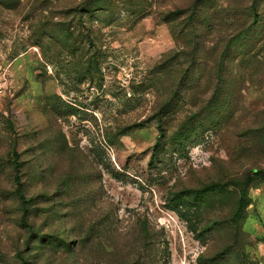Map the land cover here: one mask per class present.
Wrapping results in <instances>:
<instances>
[{"label":"rangeland","instance_id":"obj_1","mask_svg":"<svg viewBox=\"0 0 264 264\" xmlns=\"http://www.w3.org/2000/svg\"><path fill=\"white\" fill-rule=\"evenodd\" d=\"M96 1L0 0V264H264V0Z\"/></svg>","mask_w":264,"mask_h":264},{"label":"trees","instance_id":"obj_2","mask_svg":"<svg viewBox=\"0 0 264 264\" xmlns=\"http://www.w3.org/2000/svg\"><path fill=\"white\" fill-rule=\"evenodd\" d=\"M96 3H98V4H94L93 6H92V3L91 2H86V3H84L81 7H83L82 9L83 10H81L82 12L83 11H85V10H87V9H91V11H92V13H94V12H97V13H104V11H105V2H104V0H97L96 1ZM124 5V4H123ZM252 20H251V22H250V24H249V26L248 27H246V28H244V30L243 31H240L236 36H234L233 38H234V40L235 41H241V40H245V45H252L251 46V49H249V50H244L243 51V53H242V55L243 56H246V55H248L249 53H250V51H253L255 48H253L254 47V45H256L255 43H256V38L257 37H259V36H253V35H255V28H256V25L259 23V21L261 20V18H260V15L258 14V12L257 11H253L252 12ZM258 26V25H257ZM250 33H252V35L250 34ZM51 36H53L54 37V39H55V41H60L59 40V36L60 35H58V34H56V33H54V32H52L51 33ZM233 41V40H232ZM229 50V49H228ZM227 56V55H226ZM222 86V85H221ZM220 86V87H221ZM219 89H221V88H219ZM173 100H171L170 102H167L166 103V112L168 113V112H171V113H174L175 111H176V108H177V103L176 102H172ZM174 115V114H173ZM172 116V115H171ZM169 117V116H168ZM159 120H160V123H159V131H161V133H160V135L158 136V138H159V144H158V146H157V149H156V151L157 152H161L163 149H165V147L163 146V144H167V143H170L172 140H166L165 142H162V134H164V132H165V130H164V127H163V125L161 124V122H162V115H160L159 116V118H158ZM194 123H196V120H190V121H183L182 123H181V125H180V131L178 132V134H177V137L180 139L183 135H184V133L183 132H185V131H187L189 128H191V127H193L194 126ZM202 127L203 128H205V125L203 124L202 125ZM197 134V132H195L194 133V136ZM164 137V136H163ZM177 137H176V139H177ZM164 140V139H163ZM173 142V141H172ZM152 159H154V158H151V160H150V164L151 165H153L154 166V164H153V161L154 160H152ZM13 167H14V169H15V177H14V181H15V183L17 184V192H20L21 191V189H20V187H21V182H20V178H19V175H18V169H19V163H18V161L17 160H15L14 162H13ZM202 193V192H201ZM19 194H21V193H19ZM22 195V194H21ZM242 206H243V208H246V206H247V204H245V203H242Z\"/></svg>","mask_w":264,"mask_h":264}]
</instances>
